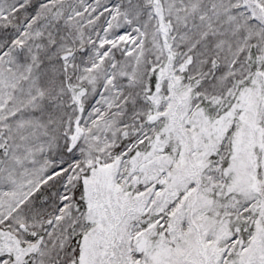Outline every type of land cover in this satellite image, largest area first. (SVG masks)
Segmentation results:
<instances>
[{
  "label": "snow or ice",
  "instance_id": "6c2138e0",
  "mask_svg": "<svg viewBox=\"0 0 264 264\" xmlns=\"http://www.w3.org/2000/svg\"><path fill=\"white\" fill-rule=\"evenodd\" d=\"M0 264H264V0H0Z\"/></svg>",
  "mask_w": 264,
  "mask_h": 264
}]
</instances>
